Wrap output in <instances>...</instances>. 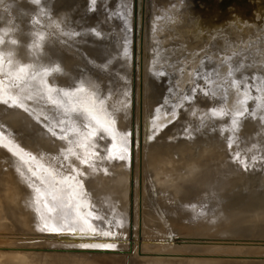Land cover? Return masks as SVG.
I'll use <instances>...</instances> for the list:
<instances>
[{
	"label": "bare ground",
	"instance_id": "1",
	"mask_svg": "<svg viewBox=\"0 0 264 264\" xmlns=\"http://www.w3.org/2000/svg\"><path fill=\"white\" fill-rule=\"evenodd\" d=\"M12 2L9 53L12 62L9 63L8 76L16 74L21 64L44 66L47 70L59 68V72L47 75L45 81L48 85L71 90L75 86V84L71 85V82L77 80L78 75L82 79H89L94 75L97 76L92 77L96 81L94 86H97V90L101 91L106 87V90L113 94L104 96V104L95 100L87 103L89 107L94 106L95 114L100 120L99 124L93 121L88 127H84V121L76 119L77 113L73 112L74 108L70 114L61 115L68 126L74 125L77 130L63 126V132H57L60 134L58 137L68 141L67 135L75 132L74 137L78 136L76 141L82 139L84 147H77L72 139L70 140L72 143L69 144L58 141L55 143L53 140L50 142L49 136L39 132L42 131L41 129L35 130L32 124L23 123L27 113L6 104L4 124L9 129L20 130L23 138L21 135L13 137L14 139L10 138V134H6L4 130L2 158L5 163L0 162V166L1 164L6 166V171L3 169L4 172L0 173V264H41L44 256L50 259L43 261H49L47 264H107L106 261L96 257L93 248L88 244L93 241L91 238H98L96 235L99 233L97 235L99 236L100 232L95 231L96 234L80 232L79 229L89 230L80 222L84 220L99 224V221L106 216L103 215L105 210L102 207L105 198L114 195V192L125 198L131 191L118 189L121 179L103 175L101 166H105V172L110 171L113 169V162L121 156L124 157L122 163L128 166L131 160L126 157V151H131L132 167L139 159L137 167H140L143 173L156 161L171 162L170 159L168 160L171 149L165 151L157 146L148 147L153 142L150 134L141 136L143 133L136 130L135 133L139 131V134H135L134 137L139 141H132V127L137 126L135 118L137 105L134 103L132 107L123 108L122 113L114 110L115 103L112 106V99L115 97L116 88L113 86L117 83L123 84L125 88L123 90L126 92L129 90L131 93L132 101H137L136 96H138L140 118L145 114L148 116L149 111L152 110L150 115L153 116V128L150 131L155 132V127L162 122V119L171 121L174 117L172 120H175L168 124L166 131L170 141L186 139L190 129L189 123L194 126V115L192 119L188 117L191 112L198 114L195 115L199 121L201 120V124L206 120L211 122L216 120L224 124L229 120L226 119V112L238 115L253 104L264 105V68L259 66L260 62H264V0H148L143 6L139 0H106V3L103 2L102 11L97 5L99 3L97 0H39L38 3L36 0H12ZM18 7L21 8L20 13ZM90 33L104 39L101 42L91 41L85 44L89 40ZM12 41L16 43L13 44ZM80 52L87 57L81 56ZM241 59H246L247 63L242 65ZM87 61L89 67L85 65ZM226 62L229 63V67L224 64ZM188 74L190 80L187 78ZM32 76V73L26 76L24 82L21 81L17 88L26 89V84H30L28 78ZM152 81L159 85L156 86L155 91L150 89ZM195 83L200 86L196 85L197 88H193L192 85ZM144 86H146L145 90ZM164 89L169 91L168 94H164ZM195 89L197 92L200 90L202 97L192 101L191 92H196ZM20 93L11 92L17 96L19 103ZM58 93L57 90V97H59ZM98 95L101 96L95 94ZM167 95L176 96L175 102L161 105L163 96ZM165 99L167 98L164 97ZM216 99L217 103H215ZM64 103L67 107L71 104L68 98ZM127 103L130 104V101L127 100ZM221 112L224 114L215 115ZM109 117L112 118V123H108ZM34 121L38 122L35 119ZM42 125L44 128H50L47 123ZM50 130H53V126ZM29 139L33 140L30 145L32 149L26 144ZM226 139L228 140L227 137ZM135 142L139 145L136 146ZM98 144L101 155H91L89 159V154L85 151L91 148L87 146L93 147ZM173 147L174 151L179 152V156L186 149L183 143L175 144ZM218 147H215L219 149L216 154L223 159L222 152L226 148L221 150L220 144ZM59 151L66 155V163L61 162ZM66 151L70 153L66 154ZM72 151L77 152L81 158L77 160L73 157ZM209 151L211 152H208L206 157L209 160L216 159L214 158L217 156L214 153L216 150ZM105 152H108L106 156H109L107 159L110 163L103 158ZM152 152H155L154 155H150ZM21 153L23 156L28 155V158L21 156ZM206 157L203 160H206ZM30 158L38 161V166ZM85 158L88 160L87 164H83ZM164 158L168 161L162 160ZM99 159L101 160L97 163ZM201 159L199 160L198 157L193 161L189 157L184 160L181 155L172 162V170L167 172L172 177L173 192L187 201L192 200L200 191L210 196L216 194L217 198H209L203 213L213 214V217L193 231H184L176 225L177 215L168 222L163 221L143 202L144 208L139 212V218H145L143 217L145 215L150 221L155 218L160 219L156 223L157 228L154 227L153 230L150 228L148 232L154 242H160L161 245L164 242L165 246H159L160 248H169V244L164 239L163 226L168 227L167 236L178 232L188 235L189 238L195 232L192 234L193 238L199 236L207 238L209 235L200 234V231L218 227L219 230L211 235V239L239 240L225 236L238 233L244 228L242 225L245 222L252 223L245 228L254 227L256 225L253 223L254 220L259 223L258 225H264V184L254 192L252 189L254 183L246 181L250 194L233 192L231 187L242 180L214 179L210 175L209 178H202L200 172L207 162L200 168ZM73 164L78 167L80 174L73 176ZM196 164L199 165L196 171L197 180L192 179V174L180 173L181 168L190 170V166ZM44 166L47 170L42 172L40 168ZM122 170L128 171L129 167ZM67 172L69 176H64ZM76 182L79 183L78 187ZM53 194L57 197L56 200H53ZM135 194L137 195L131 198L130 205L137 208L141 202L132 201L136 197L141 198L142 193ZM155 196L156 194L153 197ZM163 196L166 194L163 193ZM61 197L68 201L65 203L69 208L63 204L64 199L62 200ZM137 202L138 205H135ZM88 203L90 207L95 208L92 215H90L91 209L86 212L81 209ZM194 205L191 203L187 209L183 206L180 215L192 216ZM195 211L200 213V208ZM72 212L77 216L78 221L67 217ZM114 217L117 218L116 215ZM114 232L117 233L110 229L103 233L112 236ZM101 238L104 242V237ZM117 239V242L121 240L119 237ZM242 239L264 240V236ZM111 240L108 239L106 242H113L116 239ZM170 241L168 242L171 243ZM259 249L255 251L258 250L259 253ZM193 261L194 264L221 263L206 259L189 260L185 263L191 264ZM263 262L260 263L264 264ZM256 263L257 261L254 264Z\"/></svg>",
	"mask_w": 264,
	"mask_h": 264
},
{
	"label": "rangeland",
	"instance_id": "2",
	"mask_svg": "<svg viewBox=\"0 0 264 264\" xmlns=\"http://www.w3.org/2000/svg\"><path fill=\"white\" fill-rule=\"evenodd\" d=\"M97 1L99 2L97 4L99 6V9H100V11H102L101 9H102V6L104 4L103 2L106 3V0H104V1L103 0H97ZM139 1H140L142 6H143V4H145V2H148V0H139ZM20 9L21 8H19L18 13L21 12ZM12 17H13V15H12ZM90 34L91 35H89V40H87L85 42V44L90 43L91 41L92 42H101L104 39V37H98L96 35H93L92 33H90ZM133 37H134V35H132V38ZM80 55L83 57H87L84 53H81ZM244 60L243 59L240 60L242 65L247 63V60L246 59H244ZM248 60H249V58H248ZM88 62L89 61L85 62V65H87L89 67ZM260 63L261 64L258 63L259 66L264 68V62H260ZM224 64L228 65L229 63L226 62ZM167 66H170V65H167ZM207 66L209 67V65H207ZM210 66H213V65H210ZM228 67H229V65H228ZM93 70L95 71V69H93ZM170 74L172 75V72ZM92 77L89 78V79H91V81L93 80L91 82L87 78H85V79L79 78V75H78L77 80L74 79L71 82V85L75 84V86L71 90L78 91L79 89L83 88L84 86L85 87H92V88L95 87L96 93L100 94L101 96H99V95L95 96L96 93H94L92 100L100 101L102 103L103 102L102 98L105 95L107 96V95H110L113 93H110L109 91H107L106 87H104V86H102L104 88L101 89V91H98L97 86H94V85H96V83H94L96 81ZM187 78L190 80V74L187 75ZM244 78H246L245 75H244ZM132 80H133V78H132ZM175 80L177 81L178 78H176ZM144 82H146V80H144ZM37 83H38L37 85H39V88H43L41 82H37ZM146 84H147V82H146ZM196 85L198 87L200 86V84L195 83L192 85L193 88H195ZM51 86H53V85H51ZM156 86L158 87L159 85L152 81V85L150 86L151 91H153V90L155 91L157 89ZM113 87L116 88V91L114 92L115 97L112 99V106H113V103H115V105H114L115 109L114 110L122 113L123 108L132 107V105L134 103H136V105H137L136 111H135V118L137 121V126L132 127V130H133V135L131 138L132 141L133 142L139 141L138 138L134 137L135 134L136 135L139 134V131H141L143 133L141 136H143V135L146 136V135L150 134L151 137L153 138V142H151V144L148 147L157 146L158 148H162L161 150H165V151L171 149L170 157L168 158V160L170 159L171 162L160 163V161H156L153 163V165L150 167L149 170H147L143 173L140 171V167H137V166H139V159L137 161V164L134 167H132V165H133L132 161L133 160L131 159V157H132L131 151H129V152L126 151L125 152L126 157L129 160H131L130 164H128V166L122 163V159H120V157H118L117 160L113 162V169L110 171L105 172L104 171L106 169L105 166L100 165L102 167V174L103 175L112 176V178H114V179H121V183L119 184L118 189L124 190V191L128 190V191H131V193L127 194L125 198H124V196L122 197L120 195L115 194V192H114V195L107 196L105 198L103 205H102L103 209L105 210L103 215L106 214V216L103 218V220L99 221V224L96 225V224H93V223H90V222L84 221V220L80 222V223H84L85 227L87 229H89L87 231L84 229L83 230L79 229L80 232H84V233L85 232L95 233V231L100 232V235H101V236L99 235L100 237L97 236L99 234L98 233L96 235V237H98V238L93 237V238H91V239H93V241L91 243H88L93 248L96 257L106 261L107 264H186L185 263L186 261L197 260V259H206V260H211V261H218V262H221L220 264H248V263L254 264L255 261H257L256 264H261L260 262L264 261L263 260V257H264V254H263L264 253V244H263L264 242L263 241L264 240L242 239V238H247V237L248 238H259L261 236H264V225H258L259 223L256 220H254L253 223H255L257 226L255 225L254 227L245 228L247 226L252 225L251 222H245L242 225V227H244V228L240 229V231L236 227V230L239 231L238 233H232L231 236H225V237H231V238H239V240L235 239L236 241L233 239H213V238L211 239V235L215 234L219 230L218 227H212L209 229L206 228V229H203V231L201 230L200 234L201 233H207L209 235L207 238L201 237L202 238L201 239L200 236L194 237V238L192 237V234H195V232H193L189 236V238H188V235H186V234L184 235V233L180 234L178 232H176V233L173 232V233L169 234L170 235V237H169V235L168 236L166 235V233L168 232V227L163 226L164 227V233H165L164 239H166V243L169 244V248H167V249L160 248L159 246H165L164 242L162 243L163 245H161L160 242H154L155 240L153 239V237H150L148 235V232L150 231V228H152V230H153V228L156 227V223H157V221H160V219L168 222L170 219L176 218L175 217L176 215H177L176 225L178 228H183L184 231H193L194 228H196V227L198 228L199 225H203L204 223H207L206 221L213 217V214L209 215V214H203V213H204L205 207L208 205L209 198H212V199L217 198L216 194L211 193L212 195L210 196V194H206L203 191H200L197 194H195V196L193 197L192 200L187 201L181 195H178V193L173 192L172 177H171V174H169L167 171L172 170V168H173V167L171 168L172 162L176 161L178 158H180L181 155L183 156L184 160H187L189 157H191L192 160L196 159L198 157H199V160H200V158H202L200 161V163H201L200 168H202V166H204L207 162V165L204 166L206 168L203 167L201 169L202 171L200 172L202 178H204V179L209 178L210 176H213L214 179L218 178L221 180H225V179H227V180L230 179L229 181H231V180L241 181L242 180V182L236 183L233 187H231V191H233V192H237L240 194H243V193L250 194L251 192L248 190V186H247L246 181L254 183V185H252V187H253L252 189L254 190V192L257 191L259 186H262L264 184L263 183L264 182V112H263L264 105L259 104V103L253 104L251 107H249L250 109H248L247 112H244L245 111L244 110V111L240 112L242 114L238 113V115H232V114H229L228 112H226L227 113L226 119L229 118V120H227L226 123H224V124H221V123L217 122L216 120H213L212 122H211V120L210 121L206 120L204 123L202 122V124H201V120L199 121L198 117L195 115L197 113L194 114L193 112H191V114H189L188 117H190L189 119H192V117L194 115V117H193V119H194L193 125L194 126H192L191 123H189L190 129H189V133L185 137L186 139L170 141L171 139H169L166 136V131H167L168 124H170L171 122H173L175 120V119L172 120L174 117L171 119V121H170V119H169V121L167 119H162L161 120L162 122L159 123L155 127V129H156L155 132H152V131H150L153 128V126H152L153 116L150 115V114H152L151 113L152 110L149 111L148 116H146V114H145L144 116L142 115V118H140L138 116V107H140V104H139L140 99L138 98V96H136L137 101H132L131 93L129 92V90H128V92L123 90V89H125L123 84L117 83ZM145 88H146V86H144V90H145ZM238 88H240V87H238ZM32 89H33V87H31L30 84H26V89H23V88L22 89L21 88H13L12 89V91L16 92V94H19L21 92L20 93L21 94L20 103H23L24 106L26 107V109H22L16 105H13L11 100H8L11 102L7 105L9 107L18 108L19 110L27 113L26 116L24 117L23 123L24 124L26 123L27 125L32 124L33 125L32 128L35 130L41 129L42 131H39V132L49 136L51 138L50 142L53 140L55 143H56V141H58L62 144H63V142L65 144H69V143H72V142H70L71 139H72V141H76L78 139V136L74 137L75 132L74 133L72 132L71 135H67L68 141L58 137V136H60L59 133L62 131L63 126L64 127L65 126L71 127V128H73V130H77V128L74 125L68 126V123L64 122V118L61 115L70 114V112L72 111V108L77 109V110H81L85 107H89L87 103H90L91 102L90 100H86L85 102L84 101L80 102V100H79L80 97L88 96V93L81 92L78 95L79 97H76V98L68 97L71 104L69 105V107H67V106H65V103H64L65 101H67V98L64 95L60 94V92L58 93V95H60V97H57L56 96L57 90H55L53 92V96H52V97H54L53 99H54V101H56V104H53L52 102L48 103L47 100H45L44 102H41L39 104V103H36L33 99H28V97H30V93L32 92ZM127 89H129V88H127ZM139 89L141 90V83L139 84ZM199 91L200 90H198V92H197V90H196V92H191L192 101H195L196 98L200 99V97H202L201 92H199ZM168 92H169L168 90L164 89V94L165 93L168 94ZM164 97L167 99L164 100ZM13 98L16 99L17 96L13 95ZM175 98H176V96H173V97H171V96L169 97V95L163 96L161 105L166 104V103L168 104L169 102H172V101L175 102ZM60 99L63 100V104H64L63 109H58V105H59L58 103H59ZM158 99H160V98H158ZM127 100L130 101V104L127 103ZM159 101H161V99ZM215 103H217V99L215 100ZM17 104H19V102H17ZM72 104H74V106H72ZM120 107H121V110H120ZM257 108H259V109L257 110ZM139 110H141V108H139ZM166 110H167V108H166ZM34 119L37 120L38 122H35ZM165 120H167L166 124H165ZM233 120L236 121L235 124H233ZM145 122H146V124H145ZM43 123L49 124L50 128L53 126V130L51 131L50 128L42 127ZM51 123H53V124L51 125ZM211 124H214V125H211ZM4 130L6 131V134H10L11 137H15V136L17 137V136L21 135V137L23 138L22 132L20 130L15 131L14 129H9L7 127V125H5V124H4ZM136 130H139V131L137 133H135ZM57 132H59V133H57ZM129 134H131V133H129ZM242 135H243V137H242ZM141 136H139V137H141ZM80 137L81 136H79V139H80ZM226 137L228 138L229 141L226 139ZM231 139H233V140L231 141ZM224 140L227 141V144H226V141H224ZM32 141H33L32 139H29L26 142V144L29 146L30 149L33 148L32 146H30L32 144ZM168 142H170V143H168ZM182 143H183V145L186 146V149L179 156V152L174 151L173 146L175 144H182ZM135 144H136V146L139 145V143H136V142H135ZM168 144H169V146H168ZM215 144H217V145H215ZM219 144H220L221 150L226 148V149H224L225 153H224V150H223V152L220 150L222 152V158L223 159H221V157L216 154L219 152V149H216L215 147L217 146V148H219L218 147ZM225 144H226V146H225ZM228 144H231V145L228 146ZM87 147L91 148V150L87 149L85 151L87 154H89V159L91 158V155H98V156L101 155V151L99 150V144L94 145L93 147H90V146H87ZM64 148L67 149V147H64ZM129 148L130 147H128V149ZM213 148H215V149L213 150ZM209 150H212V152H214L216 150V152H214V153L218 157L214 156V158H216V159L209 160L208 157H206V156H208V152H211ZM227 150H229V151H227ZM226 152L228 154H226ZM67 153H70V152L66 151V154ZM107 153L108 152L103 153V158L107 159L109 157V156H106ZM154 153L155 152H152L150 155H154ZM210 154H212V153H210ZM233 154H235V155H233ZM203 156L206 157V160L204 159L205 161L203 160V158H205ZM229 156H231L232 158ZM67 157H69V156H67ZM165 159H167V158H164L162 160L168 161ZM30 160H32V159L30 158ZM100 160L101 159L97 160V163ZM32 161L34 163V160H32ZM107 161H108V163H110V161L108 159H107ZM0 162L5 163L3 158L0 159ZM203 162H205V163H203ZM228 163H229V165H228ZM116 165H119L121 167H118ZM1 166H0V173H3L4 172L3 169H5V171H6V166H4L3 164H1ZM127 167H129L128 171L122 170V169L127 168ZM136 167L138 169H136ZM198 169H199L198 164L191 165L190 170H187V168L186 169L181 168L180 173L185 174V175L192 174V179H196V178L198 179V177L196 176L197 175L196 171ZM32 170L33 171L35 170V166ZM40 170L42 172H44L47 170V168L44 166V167H41ZM116 170H122V171H116ZM209 170H211V171H209ZM192 181H195V180H192ZM261 182H262V184H258ZM256 184H258V185H256ZM136 192L142 193L141 198L136 197L134 199V201H132V202H136V201L141 202V204L137 208L132 207L130 205L131 198H133L137 195V194H135ZM163 193H165L166 196H163ZM155 194H156V196L153 197ZM62 200L64 202L63 204L67 208H69L67 206V204L65 203L68 201H66L65 198H62ZM138 202L135 205H138ZM143 202H145L149 206L150 211L155 213V215L157 217H159L160 219L155 218V219H152L150 221L149 217L148 216L146 217L145 215H143V217H145V218H139V212L144 208ZM191 203L195 204L194 205L195 207L193 208L194 209L193 215L192 216L180 215V213L183 212L182 207L184 206L187 209V208H189L188 206ZM66 207H65V209H67ZM197 208H200V213H197L195 211V209H197ZM81 209L84 212H86V210L90 209V203H88L87 206L81 207ZM82 210H80V211H82ZM68 212H69V210H68ZM92 213H94L93 210H91V214L90 213L89 214L92 215ZM149 214H151V213L149 212ZM87 215H88V213H87ZM115 215L117 216V218L114 217ZM151 215H153V214H151ZM67 217L69 219H71V217H72L73 219H76L75 221H78L77 216L75 214H73V212L71 213V215L69 214ZM110 229L117 231V233L114 232V234H112V236L111 235L109 236L107 234V237H106V235L103 232L108 231ZM75 230H77V229H75ZM154 232H155V230H154ZM149 234H151V233H149ZM144 235H146V236H144ZM132 236L134 237L133 239H136V240L133 241ZM101 237H104V240H105L104 242H103V238H101ZM117 237H119V239H121L119 242H117L118 241ZM123 237H124V239H123ZM149 237L151 238V241L153 240V242L150 241ZM107 238L109 239V241H110V239H112L111 241L116 239L115 240L116 242L115 241L106 242V240H108ZM171 238H172V240H171ZM215 240H217V241H215ZM229 240H231V241H229ZM168 241H170L171 243H169ZM254 241H257V242H254ZM249 242L251 245L249 244ZM209 243H211V245ZM86 245H87V243H86ZM97 245H112V247H97ZM199 245L201 246V248ZM220 246H221V248L222 247L223 248L221 249ZM218 247H219V249H218ZM215 248H217V249H215ZM257 248L258 249L261 248V249H259L260 250L259 253H258V250L255 251ZM234 249H235V251H234ZM200 250H203V251H200ZM261 253L263 254V256ZM255 255L256 256L259 255V256L256 257ZM258 258H260V259H258ZM47 259H48V257L44 256L41 260V264L44 260H47ZM48 260H50V259H48ZM251 260H254V261L252 262ZM258 260H260V262ZM241 261H243V262L241 263ZM48 262L49 261H45L43 263L47 264ZM235 262H237V263H235ZM194 263H195V261H193L191 264H194ZM187 264H189V262Z\"/></svg>",
	"mask_w": 264,
	"mask_h": 264
},
{
	"label": "water",
	"instance_id": "3",
	"mask_svg": "<svg viewBox=\"0 0 264 264\" xmlns=\"http://www.w3.org/2000/svg\"><path fill=\"white\" fill-rule=\"evenodd\" d=\"M12 13H13V2L12 0H0V41H3V44H0V58H3L0 60V159H2V148H3V135H4V121H5V108L6 104L3 103L4 100H9V96L13 95L11 94V90L13 89V85L11 81H15L17 85L21 82L20 80H15V74H9L8 76V67H9V53H10V40H11V26H12ZM13 54V53H12ZM21 66H27V65H22ZM30 68L35 69L34 72H32L33 76L28 78L30 80V85L33 87L32 92L30 93L31 99H33L36 103H41L47 100L48 103L52 102L53 99V92L55 90H58L60 94L63 95V92L67 91L70 93L69 96H65L66 98H76L79 97V93L81 91H75V90H69L67 88H57L55 86H51L50 84L45 81L47 77L46 70L47 68L42 66V67H37L33 65H29ZM50 70V69H49ZM31 74V73H30ZM11 78V81H10ZM25 80V79H24ZM23 80V82H24ZM27 80V79H26ZM8 81V82H7ZM28 81V80H27ZM29 82V81H28ZM37 82H42L43 88H39V85H37ZM36 85V86H34ZM45 85V87H44ZM51 89V90H50ZM251 91V90H250ZM83 93H88V96L80 97L79 100L80 102H85L86 100H92V97L94 93H96V88L95 87H83ZM60 97V95H59ZM252 100L254 98L250 97ZM105 98H102V103H104ZM58 109H63L64 104L63 100L60 99L58 103ZM66 106V104H65ZM26 107L22 108L25 109ZM97 108V106H96ZM249 109L246 108L244 112H247ZM37 119V118H36ZM112 118L109 117L108 123H112ZM11 137V136H10ZM13 138V137H11ZM14 139V138H13ZM62 158L61 162L66 163V158L64 156L63 152H58ZM21 156H23V153H21ZM52 156H55V154ZM23 157H27L28 155H24ZM34 163L38 166V161H34ZM82 163V161H81ZM40 164V163H39ZM85 164V163H83ZM40 166V165H39ZM74 174H80L81 172L78 171V167H76L75 164L72 166ZM77 168V170H76ZM69 176V172L65 173L64 176ZM72 175V174H71ZM76 177V176H75ZM76 185L77 187L79 186V183ZM74 186V184H73ZM77 201V200H75ZM86 209V208H85ZM91 210H94L95 208L92 206L90 207ZM95 211V210H94ZM75 231V230H73Z\"/></svg>",
	"mask_w": 264,
	"mask_h": 264
},
{
	"label": "snow or ice",
	"instance_id": "4",
	"mask_svg": "<svg viewBox=\"0 0 264 264\" xmlns=\"http://www.w3.org/2000/svg\"><path fill=\"white\" fill-rule=\"evenodd\" d=\"M36 2L38 3L39 0H36ZM4 42L3 41H0V44H3ZM13 44H15L16 42L15 41H12ZM3 58H0V60H2ZM9 63H11V59L8 60ZM35 69L33 68H30L29 66H21V67H18V69L16 70V76H15V80H20V81H23L25 79L26 76H28L30 73L34 72ZM60 69L59 68H52L50 70H46V73L47 74H52V73H56V72H59ZM10 81H11V78H10ZM12 82V85H13V88H17L19 87V85H17L15 83V81H11ZM51 90V89H50ZM78 91H83V88L79 89ZM63 95L64 96H69L70 93L65 91L63 92ZM28 99H31V97H28ZM9 100L12 101V104L13 105H16L20 108H24V104L23 103H19L17 104V100L15 98H13L12 96H9ZM8 100H4L3 103L4 104H8ZM53 104H56V101H52ZM73 112H76L77 115H76V119L78 120H81V121H84V127H88V125H90L93 121H95L96 124H99L100 123V120L98 118V115L95 114V109H94V106L93 107H85L81 110H77V109H73ZM224 113H215V115H222ZM242 114V113H240ZM236 121L233 120V124H235ZM74 143L77 145V147H84V142L83 140L81 139L80 141H74ZM71 151V150H69ZM72 156L75 157L77 160H79L81 157L79 156V154L75 151H72ZM124 157L121 156L120 159H123ZM85 164L88 163V160L87 158L84 159L83 161ZM57 197L53 194V200H56ZM105 235H107V233H105ZM97 247H112V245H97Z\"/></svg>",
	"mask_w": 264,
	"mask_h": 264
}]
</instances>
